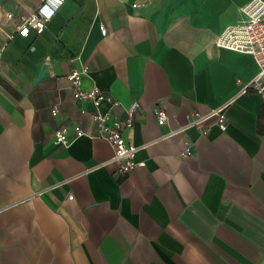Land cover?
<instances>
[{"label":"crops","instance_id":"1","mask_svg":"<svg viewBox=\"0 0 264 264\" xmlns=\"http://www.w3.org/2000/svg\"><path fill=\"white\" fill-rule=\"evenodd\" d=\"M247 1L66 0L23 36L41 0H0V264H264L259 66L216 43ZM82 66L102 111L140 103L124 135L143 164L124 176L104 138L55 142L60 125L95 129L67 77ZM213 109L226 131L215 117L206 134L180 130Z\"/></svg>","mask_w":264,"mask_h":264},{"label":"built area","instance_id":"2","mask_svg":"<svg viewBox=\"0 0 264 264\" xmlns=\"http://www.w3.org/2000/svg\"><path fill=\"white\" fill-rule=\"evenodd\" d=\"M65 1L41 0L36 9L28 15L21 17L17 24L18 32L26 36L33 28L38 33H42ZM240 11L242 18L226 26L217 36L216 43L220 46L244 51L254 56L259 66L256 87L264 94V0H249L240 7ZM8 17L12 19L13 14H8ZM100 27L102 33L106 34L107 29L105 25L101 24ZM87 73L88 67L82 66L81 68H74L67 77L73 84V97L82 104V114L90 118L95 129L85 128L81 125H60L54 130L55 142L60 145H68L82 136L104 138L114 147L112 160L117 161L119 164L116 174L124 176L136 166L143 164V162L135 160V154L139 147L129 142L124 135V131L133 126L138 116L140 103L138 100L132 101L126 109V115L123 118L113 115L108 110L102 111L100 104L109 97L96 84H93L88 90L83 88L84 76ZM88 103H92L94 108L89 109ZM53 112L56 114L57 106L54 107ZM155 112L158 124L160 126L166 124L168 120L167 111L162 107H157ZM213 117H215L214 122L222 131L228 129V118L225 110L213 109L208 113H202L199 110L192 111L188 115L187 123L180 130H185L191 126L198 128L201 134H206L209 130L206 122ZM185 142L186 147L182 156L191 154V141L186 139ZM69 197L73 198V195Z\"/></svg>","mask_w":264,"mask_h":264},{"label":"water","instance_id":"3","mask_svg":"<svg viewBox=\"0 0 264 264\" xmlns=\"http://www.w3.org/2000/svg\"><path fill=\"white\" fill-rule=\"evenodd\" d=\"M46 71H47V67L44 66V67L42 68V70L40 71V73H39V76H38V78H37V81H39V80L44 76V74L46 73Z\"/></svg>","mask_w":264,"mask_h":264}]
</instances>
